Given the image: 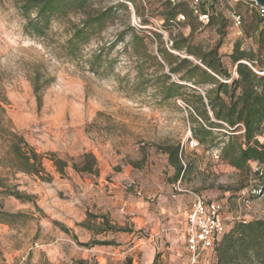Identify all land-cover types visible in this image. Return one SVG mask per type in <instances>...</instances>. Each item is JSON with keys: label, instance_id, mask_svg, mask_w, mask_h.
<instances>
[{"label": "rangeland", "instance_id": "1", "mask_svg": "<svg viewBox=\"0 0 264 264\" xmlns=\"http://www.w3.org/2000/svg\"><path fill=\"white\" fill-rule=\"evenodd\" d=\"M25 1L0 0V104L13 130L37 153H53L68 164L91 153L98 175L78 174L70 167L61 175L47 160L43 166L50 181L14 172L7 167L0 141L3 185L31 197L19 201L0 193V264H73L78 259L89 264H152L155 256L157 264H177L184 209L193 195L219 202L227 225L264 220V190L254 179L259 167L250 162L248 170H237L221 157L228 136L237 137L233 146L241 142L242 127L213 128L207 142L198 143L189 131V116L198 106L192 95L204 96L208 87L171 76L182 88L180 95L165 98L148 86L160 70L145 56L158 54L156 33L168 52L194 61L183 51L170 50L171 39L188 37L190 43L210 49L220 38L217 27L224 20L218 52L235 77L229 58L234 44L257 52L254 35L261 12L255 3L215 0L207 8L219 24L190 20L194 32L189 36L186 18L178 17L167 28L163 18L174 3L190 5L191 0H88L86 12L110 9L113 17L73 51L68 41L84 12L52 15L36 36L24 30L19 7ZM232 14L240 16L239 26L232 23ZM129 28L144 37L143 45L133 48ZM94 57L98 68L93 72ZM260 70L263 74L264 67ZM35 72L49 81L40 106L31 85ZM257 139L264 142V134ZM168 146L179 147L185 173L177 180L164 151ZM4 189L0 186V192ZM105 221L128 232L100 233ZM93 240L111 244H78ZM203 263L215 264V259L206 256Z\"/></svg>", "mask_w": 264, "mask_h": 264}, {"label": "trees", "instance_id": "2", "mask_svg": "<svg viewBox=\"0 0 264 264\" xmlns=\"http://www.w3.org/2000/svg\"><path fill=\"white\" fill-rule=\"evenodd\" d=\"M87 1L27 0L19 7L26 20L24 30L27 34L39 36L43 32V26L52 15L65 14L68 10H81L84 12L85 18L79 26H75L68 41L71 49L75 51L80 44L88 40L90 33L100 29L106 21L113 17L110 9L94 14L86 12ZM193 3V0L190 5L174 3L168 17L163 18L164 28L182 16L187 19V25L191 29L190 36L194 32V26L190 20H196L202 25L198 20V16L201 14H208L211 25L219 24L214 21L207 8L213 6L215 0L198 1L195 5L197 13L194 12ZM30 14H34L35 17L30 18ZM259 15L261 17L256 18V34L254 35L257 52L244 51L241 49L240 43L236 42L229 54L232 66L235 67V77L223 65L218 52L221 38L224 36L222 30L226 27L224 20H222L221 27H217L220 38L210 49L206 50L200 44L190 43L188 37L180 36L179 39H171L170 50L183 51L194 61L187 57L174 56L168 52L162 47L161 37L156 33L154 36L158 41V54H144H147L145 56L160 70L159 77L148 86L159 91L165 98L180 95L182 88V85L173 81L171 76L177 77L180 81H190L196 86L208 87L204 91V96L192 95L198 102V106H194V115L190 114L189 116L192 124L189 131L192 138L200 144H205L212 136L213 128H223L224 125L228 129H233L240 125L243 132L241 142L237 146H233L231 141L237 137L228 136L226 143L221 147V157L231 167L241 171L248 170L250 162L256 163L259 168L254 172V179L257 181V186L264 190V142H259L257 139L258 136L264 134V73L260 74V69L264 67V54H262L264 51V10ZM128 30L133 48L143 45L144 37L136 33L133 28ZM135 54L139 56L136 51ZM96 58L94 57L90 63V70L93 72L98 68ZM139 62L142 63V61ZM142 70L143 65H139L137 69L139 76ZM48 83V80L42 81L38 72H35L31 78L32 90L38 106L42 102V90ZM0 141L3 142L6 155H8L4 159L7 162V167L14 172L33 175L42 181H50L51 177L43 166V162L47 160L61 175L68 167L78 174L98 175L96 159L91 153H83L78 161L71 159L70 164L57 158L53 153H37L21 135L13 130L2 104H0ZM164 151L168 155L170 165L175 168L174 180H177L185 173L178 157L179 147L168 146ZM2 182L0 178V186L5 188L0 193L12 196L19 201H30V196L18 191H10ZM89 216L97 218L95 215ZM228 225L221 240L207 257L215 259V264H264V220L238 221ZM82 226L88 228L84 224ZM105 226L106 228H102L100 233L106 231L128 232L124 227L109 224L107 221H105ZM62 228L66 230L64 227ZM78 244L81 247L89 248L111 243L93 240ZM203 262L204 260L199 264H204ZM73 264H89V262L78 259ZM152 264H157V256L154 257Z\"/></svg>", "mask_w": 264, "mask_h": 264}, {"label": "built area", "instance_id": "3", "mask_svg": "<svg viewBox=\"0 0 264 264\" xmlns=\"http://www.w3.org/2000/svg\"><path fill=\"white\" fill-rule=\"evenodd\" d=\"M170 1L175 2V0ZM198 1L200 0H193L195 13H197L195 5ZM229 1L236 2L238 0ZM255 6L259 12H263L264 8L256 4ZM179 18L183 19L182 16H179ZM177 20L179 19L177 18ZM198 20L202 25H206L209 22V16L208 14H201L198 16ZM231 20L235 26H239L241 23L238 14H232ZM226 222L227 216L219 202L209 201L199 195H193V202L183 227L184 251L181 254L179 264H199L204 260L215 249L224 235L227 228Z\"/></svg>", "mask_w": 264, "mask_h": 264}, {"label": "crops", "instance_id": "4", "mask_svg": "<svg viewBox=\"0 0 264 264\" xmlns=\"http://www.w3.org/2000/svg\"><path fill=\"white\" fill-rule=\"evenodd\" d=\"M192 202H193V198H192L190 204L188 205V207L186 209H184L185 210V212H184V221H183L184 222V225H185V220H186L187 213L189 212V210L191 208ZM183 251H184V236H183V241H182V248H181V250H180V252L178 254V257H177V264L180 263L181 254H182Z\"/></svg>", "mask_w": 264, "mask_h": 264}, {"label": "water", "instance_id": "5", "mask_svg": "<svg viewBox=\"0 0 264 264\" xmlns=\"http://www.w3.org/2000/svg\"><path fill=\"white\" fill-rule=\"evenodd\" d=\"M254 2L257 6L264 8V0H249Z\"/></svg>", "mask_w": 264, "mask_h": 264}]
</instances>
